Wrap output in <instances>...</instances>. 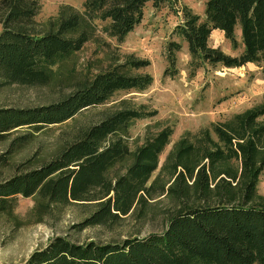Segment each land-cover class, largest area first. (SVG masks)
Instances as JSON below:
<instances>
[{
	"label": "trees",
	"instance_id": "obj_1",
	"mask_svg": "<svg viewBox=\"0 0 264 264\" xmlns=\"http://www.w3.org/2000/svg\"><path fill=\"white\" fill-rule=\"evenodd\" d=\"M167 1L170 0H84L81 12L64 5L43 23V30L36 35L26 26L34 18L37 1L0 0V71L11 83L71 85L76 73L74 55L91 38L95 21L104 22L100 30L107 37L121 42L142 20L147 2L158 8ZM204 11L205 18L200 20L183 8V19L171 32L186 43L191 59L229 68L253 62L264 78V0H206ZM236 25L241 29L242 45L236 55L208 44L211 32L218 29L236 50ZM180 48L179 42L168 41L170 64H174V53ZM148 64V60H132L130 68ZM151 83L150 74L129 75L107 68L88 74L84 81L75 84L71 94L56 102L25 108L0 107V141L19 128L40 130L58 125L89 107L103 105L119 90L143 91ZM263 115L264 103L234 115L224 126L234 135L249 133L258 141L264 126L256 120ZM140 117L135 110L105 114L79 131L74 140L44 164L30 169L17 166L14 175L0 180V215L12 213L17 195L76 203L87 201L91 190H98L104 201L81 225L107 226L117 222L130 212L154 170L153 163L147 162L141 153L125 175L113 182L106 178L110 168L133 155L125 133ZM214 131L222 145L230 144L226 131L218 127ZM251 144L245 150L243 144L238 145L242 174L249 177L241 202L221 200L184 208L167 219L161 232L128 236L120 242H74L55 236L32 250L28 258L13 264H264V206L246 201L255 196L258 176L264 170V152ZM154 148L148 150H159ZM14 149L10 145L0 154V169L7 165ZM220 151L224 153L221 148ZM197 177L199 187L205 188L208 178L203 168L197 171Z\"/></svg>",
	"mask_w": 264,
	"mask_h": 264
},
{
	"label": "rangeland",
	"instance_id": "obj_2",
	"mask_svg": "<svg viewBox=\"0 0 264 264\" xmlns=\"http://www.w3.org/2000/svg\"><path fill=\"white\" fill-rule=\"evenodd\" d=\"M35 1L38 4L34 8V18L26 29L36 35L61 6L68 5L81 12L84 2ZM205 2L170 0L158 8L147 2L142 9V20L121 42L107 37L100 30L104 22L95 21L91 38L74 55L76 73L71 85L11 83L0 71V107L25 108L56 102L71 94L75 84L84 81L88 74L107 68L129 75L150 74L152 78L146 90H119L103 105L89 107L58 125L44 126L40 130L19 128L10 133L7 139L0 141V154L10 145L15 149L7 165L0 169V180L14 175L20 164L29 169L44 164L55 157L62 146L74 140L79 131L118 110H135L141 117L134 120L125 133L133 155L110 168L105 173L106 178L113 182L125 175L141 153L154 165L130 212L107 226L81 225L104 201V195L98 190H91L87 201L76 203L17 195L12 213L0 215V264L25 260L32 250L44 246L55 236H64L74 242H120L128 236L161 232L167 219L184 208L221 200L241 202L249 177L242 174L243 161L238 145L243 144L245 150L248 143H253L264 152V132L256 141L249 133L234 135L224 123L264 103V78L253 62L229 68L191 59L186 43L171 35L183 19V8L204 20ZM240 36V26L236 25L234 38L239 45L236 50L230 41L216 37L214 32L207 41L226 54L236 55L242 49ZM168 41L181 44L174 53V64H170L168 57ZM132 60H148L149 64L131 69ZM256 122L264 126V115ZM216 127L230 135V144L220 143L214 131ZM165 130H171L170 134L166 132L167 135L160 137ZM154 147L159 150L155 153L148 150ZM200 168L208 178L205 188L198 184ZM259 175L255 196L246 201L250 205L264 206V170Z\"/></svg>",
	"mask_w": 264,
	"mask_h": 264
},
{
	"label": "crops",
	"instance_id": "obj_3",
	"mask_svg": "<svg viewBox=\"0 0 264 264\" xmlns=\"http://www.w3.org/2000/svg\"><path fill=\"white\" fill-rule=\"evenodd\" d=\"M214 32V34H215V36L216 37H219V36H222L223 37V31L221 30H218V29H215V30H213L212 31V33ZM248 64H250V63H246L245 65H248Z\"/></svg>",
	"mask_w": 264,
	"mask_h": 264
}]
</instances>
